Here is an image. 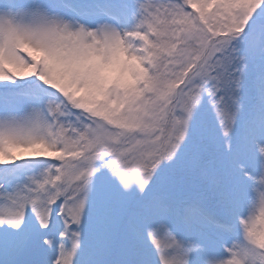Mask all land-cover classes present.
<instances>
[{
	"label": "snow or ice",
	"instance_id": "obj_1",
	"mask_svg": "<svg viewBox=\"0 0 264 264\" xmlns=\"http://www.w3.org/2000/svg\"><path fill=\"white\" fill-rule=\"evenodd\" d=\"M0 264H264V0H0Z\"/></svg>",
	"mask_w": 264,
	"mask_h": 264
},
{
	"label": "rangeland",
	"instance_id": "obj_2",
	"mask_svg": "<svg viewBox=\"0 0 264 264\" xmlns=\"http://www.w3.org/2000/svg\"><path fill=\"white\" fill-rule=\"evenodd\" d=\"M259 214V209L257 210V215Z\"/></svg>",
	"mask_w": 264,
	"mask_h": 264
}]
</instances>
